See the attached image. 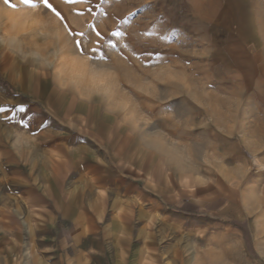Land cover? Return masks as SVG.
Returning a JSON list of instances; mask_svg holds the SVG:
<instances>
[{"label":"rangeland","instance_id":"obj_1","mask_svg":"<svg viewBox=\"0 0 264 264\" xmlns=\"http://www.w3.org/2000/svg\"><path fill=\"white\" fill-rule=\"evenodd\" d=\"M49 2L68 28L85 35L70 36L42 4L13 10L0 0V164L34 157L37 142L79 134L99 141L116 170L162 172L171 188L220 198L229 208L231 244L242 250L230 229L236 212L255 227L264 249V0ZM28 17L44 27L24 29ZM73 38L97 48L95 57L78 58L85 69L104 57L111 75L94 80L82 73L76 85L61 87L57 66ZM177 100L195 113L186 121L162 113L172 127L150 147L144 131L156 122L152 114ZM208 129L212 138L202 150L183 138ZM8 208L0 196V264H35L37 245L26 242V228L19 236L17 213ZM208 237L197 222V248ZM212 247L213 255L220 251Z\"/></svg>","mask_w":264,"mask_h":264},{"label":"crops","instance_id":"obj_2","mask_svg":"<svg viewBox=\"0 0 264 264\" xmlns=\"http://www.w3.org/2000/svg\"><path fill=\"white\" fill-rule=\"evenodd\" d=\"M68 134L37 142L26 161L0 164V196L6 209L15 208L19 236L26 228V242L37 245L35 264H190L192 253V264H200L197 253L203 264L264 261L255 227L243 215L231 214L230 224L242 250L228 240L224 217L230 213L220 198L171 188L162 172L116 170L99 141ZM197 222L209 235L203 249L196 246Z\"/></svg>","mask_w":264,"mask_h":264},{"label":"snow or ice","instance_id":"obj_3","mask_svg":"<svg viewBox=\"0 0 264 264\" xmlns=\"http://www.w3.org/2000/svg\"><path fill=\"white\" fill-rule=\"evenodd\" d=\"M3 3L13 10H22L20 9V5L27 6L28 8L35 9L39 7L41 4L45 9V16L52 14L55 15L57 19L61 21L63 25H65L68 34L70 36H84V33H74L73 30L67 27V20L66 17L62 14L57 7H55L49 0H17L16 3H13L12 0H3ZM22 27L24 29H28L29 27H44L40 20L28 17L24 20ZM97 37L100 36V33L97 32L95 34ZM95 57L97 55V48H88L82 39H75L73 38L70 41L69 47L67 48L66 52H63L62 58L60 60L59 65L57 66V72L60 77L61 87L69 88L74 86L78 83V77L82 73L90 74L91 77L96 79L106 78L107 76L111 75L112 69L105 66V58L101 57L99 61L93 59L92 63L94 67L85 69L82 66V62L78 59L79 57H86L88 55ZM105 56L107 54L105 53ZM110 60V57L108 58ZM163 91L167 92V89ZM88 98V97H86ZM164 99H167L165 95ZM5 109L0 107V112H4ZM23 111V110H21ZM175 113L176 116L182 120L186 121L189 117H191L195 110L193 109L191 104H188L184 101L177 100L174 103H170L165 105L163 108L159 109L157 113H153L152 115L156 117V122L148 129L144 131V136L149 138L153 143L150 144V147H155V139L156 136L159 134L160 130H167L172 127V125L168 124L165 120L161 118V114L167 113ZM179 138V137H178ZM184 139L191 141L193 146L198 149L202 150L204 147L207 146L209 139L212 138V130L208 129L205 131H197L193 132L190 135L183 136ZM264 166V165H262Z\"/></svg>","mask_w":264,"mask_h":264}]
</instances>
